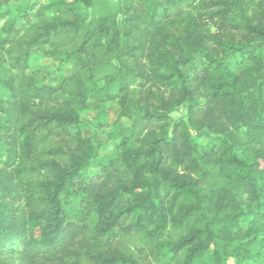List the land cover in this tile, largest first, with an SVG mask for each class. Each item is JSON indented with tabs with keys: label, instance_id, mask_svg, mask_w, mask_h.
Returning <instances> with one entry per match:
<instances>
[{
	"label": "clouds",
	"instance_id": "clouds-1",
	"mask_svg": "<svg viewBox=\"0 0 264 264\" xmlns=\"http://www.w3.org/2000/svg\"><path fill=\"white\" fill-rule=\"evenodd\" d=\"M0 264H264V0H0Z\"/></svg>",
	"mask_w": 264,
	"mask_h": 264
}]
</instances>
